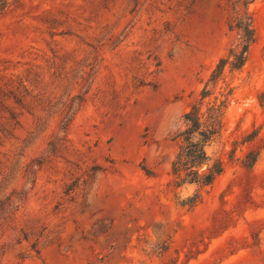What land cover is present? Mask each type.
Here are the masks:
<instances>
[{"label": "rangeland", "instance_id": "1", "mask_svg": "<svg viewBox=\"0 0 264 264\" xmlns=\"http://www.w3.org/2000/svg\"><path fill=\"white\" fill-rule=\"evenodd\" d=\"M5 1L0 264H264V0L194 208L176 136L235 40L229 0Z\"/></svg>", "mask_w": 264, "mask_h": 264}, {"label": "trees", "instance_id": "2", "mask_svg": "<svg viewBox=\"0 0 264 264\" xmlns=\"http://www.w3.org/2000/svg\"><path fill=\"white\" fill-rule=\"evenodd\" d=\"M257 1L229 0L227 28L235 33V40L216 64L199 99L183 116L185 127L176 136L179 149L172 164V186L175 189L198 186L201 191L185 200L176 194L181 206L194 208L201 201L202 190L211 187L224 172L221 159L211 155L209 148L223 135L226 113L236 91L232 81L249 61L257 41L255 18L250 11V6ZM5 7L6 1L0 0V16ZM259 101L264 105V92ZM258 157L259 154L254 155L252 164Z\"/></svg>", "mask_w": 264, "mask_h": 264}]
</instances>
